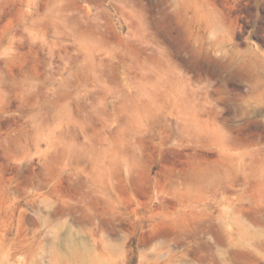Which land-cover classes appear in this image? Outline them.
Wrapping results in <instances>:
<instances>
[{
  "label": "rangeland",
  "instance_id": "374dc122",
  "mask_svg": "<svg viewBox=\"0 0 264 264\" xmlns=\"http://www.w3.org/2000/svg\"><path fill=\"white\" fill-rule=\"evenodd\" d=\"M0 264H264V0H0Z\"/></svg>",
  "mask_w": 264,
  "mask_h": 264
}]
</instances>
